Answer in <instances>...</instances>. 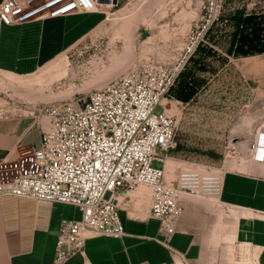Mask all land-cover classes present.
Instances as JSON below:
<instances>
[{
	"label": "built area",
	"instance_id": "1",
	"mask_svg": "<svg viewBox=\"0 0 264 264\" xmlns=\"http://www.w3.org/2000/svg\"><path fill=\"white\" fill-rule=\"evenodd\" d=\"M115 1L110 0L112 5ZM110 2L3 0L0 35L3 25L102 11ZM218 2L209 0L205 19L192 27L179 62L148 60L85 97L38 108L39 148L0 161V197L54 201L80 210V218L60 222L54 264L82 254L90 237L124 236L121 203L140 187L146 189L150 214L159 220L160 232L167 238L175 233L183 214V195L219 199L220 172L191 169L169 177L167 160L178 147L177 120L164 107L184 64L205 40ZM245 154L264 162V128L256 132Z\"/></svg>",
	"mask_w": 264,
	"mask_h": 264
},
{
	"label": "rangeland",
	"instance_id": "2",
	"mask_svg": "<svg viewBox=\"0 0 264 264\" xmlns=\"http://www.w3.org/2000/svg\"><path fill=\"white\" fill-rule=\"evenodd\" d=\"M208 4L117 0L104 5L98 27L35 73L0 71V114L37 113L45 105L85 97L148 60L179 62L186 37L205 19ZM212 20L164 100L177 120L178 147L166 165L172 178L182 170L224 173L241 164L250 140L264 128V99L234 65L245 52L264 51V0H219ZM145 191L132 193L138 212L149 210ZM215 259L216 264L256 262L255 251L233 237L224 240Z\"/></svg>",
	"mask_w": 264,
	"mask_h": 264
},
{
	"label": "crops",
	"instance_id": "3",
	"mask_svg": "<svg viewBox=\"0 0 264 264\" xmlns=\"http://www.w3.org/2000/svg\"><path fill=\"white\" fill-rule=\"evenodd\" d=\"M104 12L103 7L102 11L3 25L0 71L35 73L98 27ZM234 65L264 99V51L239 55ZM40 143L38 113L0 114V161L30 154ZM246 157L222 173L219 199L181 197L184 211L169 238L160 232V222L150 210L138 212L131 195L121 203L126 234L90 237L84 252L64 264H216V253L228 237L255 251L256 262L249 264H264V162ZM80 217L74 205L0 197V264H54L61 220Z\"/></svg>",
	"mask_w": 264,
	"mask_h": 264
},
{
	"label": "trees",
	"instance_id": "4",
	"mask_svg": "<svg viewBox=\"0 0 264 264\" xmlns=\"http://www.w3.org/2000/svg\"><path fill=\"white\" fill-rule=\"evenodd\" d=\"M255 52H259V51H252V52H245L244 54H249V53H255Z\"/></svg>",
	"mask_w": 264,
	"mask_h": 264
},
{
	"label": "water",
	"instance_id": "5",
	"mask_svg": "<svg viewBox=\"0 0 264 264\" xmlns=\"http://www.w3.org/2000/svg\"><path fill=\"white\" fill-rule=\"evenodd\" d=\"M103 2H110V0H102ZM251 12V11H250Z\"/></svg>",
	"mask_w": 264,
	"mask_h": 264
},
{
	"label": "bare ground",
	"instance_id": "6",
	"mask_svg": "<svg viewBox=\"0 0 264 264\" xmlns=\"http://www.w3.org/2000/svg\"><path fill=\"white\" fill-rule=\"evenodd\" d=\"M111 3V2H110ZM141 188V187H140Z\"/></svg>",
	"mask_w": 264,
	"mask_h": 264
}]
</instances>
